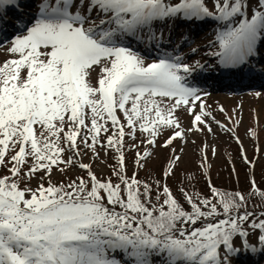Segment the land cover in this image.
<instances>
[{"label":"snow or ice","instance_id":"snow-or-ice-1","mask_svg":"<svg viewBox=\"0 0 264 264\" xmlns=\"http://www.w3.org/2000/svg\"><path fill=\"white\" fill-rule=\"evenodd\" d=\"M24 6L0 0V264H261L264 208L249 210L247 195L264 202V191L254 177H245L247 195L210 177L208 195L181 186L188 208L168 181L189 135H215L213 125L254 166L233 117L219 106L229 123L217 120L211 93L189 81L252 71L264 56V0H32L35 11L16 16L9 35V13ZM170 22L212 27L214 50L205 55L215 64L192 61L196 47L179 55L191 43L183 36L173 53L161 52L157 30ZM158 149L168 154L152 177ZM208 149H198L204 176ZM97 166L110 174L98 176ZM54 172L65 179L53 182Z\"/></svg>","mask_w":264,"mask_h":264},{"label":"rangeland","instance_id":"rangeland-1","mask_svg":"<svg viewBox=\"0 0 264 264\" xmlns=\"http://www.w3.org/2000/svg\"><path fill=\"white\" fill-rule=\"evenodd\" d=\"M171 26V29H170ZM174 26L169 23L168 26L164 27V39L162 41L163 51H167L168 53H173L177 46L182 45L183 40L186 36H188V40L191 41L189 44H183L179 51V55H184L189 52L190 47H196L199 51L195 56L191 58L192 61L200 60L201 63L206 64H215L214 58L210 56H206L205 53L211 52L214 49L208 47L209 41L213 40V29L210 26H205V28L209 29L210 33L208 36H204L202 39H197L193 36V28L198 26L186 25V29L184 30L183 40L181 38H177L176 42L174 41ZM155 30V29H154ZM159 31L157 30V35H159ZM168 31H170L171 39L167 36ZM145 44H147V37H145ZM145 45H140L139 47L143 48ZM133 47H137L133 44ZM167 47V48H166ZM7 58L5 52L0 50V60ZM156 55H152L148 58V62H151L152 59H155ZM264 59V56H262ZM191 62V61H190ZM255 62H258L257 60ZM263 62V61H262ZM253 71L258 75V71H262L261 79L258 81H262L263 83L260 85H252L246 89L242 90H216L214 88L208 90L211 95L206 97V102L211 106L210 110L217 120L222 121L223 123L228 124L229 122L225 119L223 113H220L217 109L219 106H223L228 113L229 116L233 117V123L229 124L230 127H235V134L239 136L242 141V145L249 159L254 161V166L250 168L253 169V173H255V177H260V180L264 181V64H255L253 62L252 66ZM208 71L201 73L205 74ZM259 76V75H258ZM200 77L198 78L199 82ZM197 83V79L195 80ZM206 90L205 88H202ZM260 92L261 95L259 97L255 96L254 93ZM235 110V112L233 111ZM183 122L185 126H188L190 122V117L186 114L181 113ZM235 121H240L239 126L235 125ZM215 135H210L208 133L199 134H190L189 135V143L186 146V155L183 161L180 164V167L177 169V176L183 177L184 174H188L189 172L197 171V165L199 164V147L202 146L203 143H207L209 145L208 154H209V163L211 164V168L209 169L207 176L203 175V172L199 170L200 174L204 177H208V175H213L215 173H224L225 165H231L236 163H240V145H238L235 140L232 138V134L225 133L221 129L217 128L213 125ZM252 129L256 132L255 137H251L246 135V130ZM234 141H232V140ZM191 141H195V144L191 143ZM177 145L183 146L182 142L177 141ZM236 144V145H235ZM237 146V147H236ZM215 147L217 149V155L212 156L211 148ZM239 151V156L238 152ZM257 149L259 150L257 152ZM167 152L163 150H157L156 157L149 167H152V170L159 171V168L163 166L165 162V157L167 156ZM85 162H88L87 158ZM129 163V172L134 171V165L132 163V156L128 157ZM229 169V168H227ZM95 171L98 176L105 174L107 168L101 169L99 166L95 168ZM250 174V172H249ZM188 177V176H187ZM65 179L64 176L59 174L58 172H54L52 176L53 181H61ZM35 185V181L33 182ZM247 264V261H245ZM261 264H264V261H261Z\"/></svg>","mask_w":264,"mask_h":264},{"label":"trees","instance_id":"trees-1","mask_svg":"<svg viewBox=\"0 0 264 264\" xmlns=\"http://www.w3.org/2000/svg\"><path fill=\"white\" fill-rule=\"evenodd\" d=\"M109 163H114V161L110 159ZM233 166L235 167L236 173H238V176L232 172ZM224 167L226 169L224 173H221V174L215 173L213 175H209L212 183L215 184L221 190H227V191L239 190L247 195L248 194V183L245 178L246 175L248 177L247 166H245L240 161V163L234 162L233 165L229 163V165H225ZM148 172L152 174V177H156L158 176L159 171L152 170V167H149ZM201 172H203V169L201 170ZM109 174H110V170L108 169L107 174L105 176ZM147 174L148 173L142 170L140 172L139 178L144 179ZM187 176L203 177V178L199 180H196V179L186 180ZM207 178L208 177L202 176L199 171H194V172H189L188 174L187 173L184 174L183 177L177 176L175 179H170L168 183H169V186L172 188L173 192L176 194L177 198L181 200L182 204H184V207L188 208V205L184 203L177 189L181 186L186 185L187 190L190 192H200L203 195H208V191L205 186V180ZM254 179L259 186V190L264 191L263 179L260 180V177H254ZM247 198L249 201V210L259 211L261 210V208H264V202L261 201L259 195H247Z\"/></svg>","mask_w":264,"mask_h":264},{"label":"bare ground","instance_id":"bare-ground-1","mask_svg":"<svg viewBox=\"0 0 264 264\" xmlns=\"http://www.w3.org/2000/svg\"><path fill=\"white\" fill-rule=\"evenodd\" d=\"M21 2L24 3V4H29L28 0H21Z\"/></svg>","mask_w":264,"mask_h":264}]
</instances>
